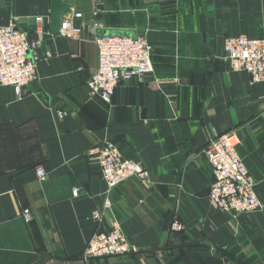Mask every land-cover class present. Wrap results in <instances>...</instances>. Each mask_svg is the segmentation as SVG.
Wrapping results in <instances>:
<instances>
[{
    "label": "crops",
    "instance_id": "1",
    "mask_svg": "<svg viewBox=\"0 0 264 264\" xmlns=\"http://www.w3.org/2000/svg\"><path fill=\"white\" fill-rule=\"evenodd\" d=\"M63 1V18L83 14L79 37L51 30L52 0H0V25L16 21L36 51L53 53L21 98L0 84V264H264V210L220 211L204 152L212 137L234 133L264 199V82L233 71L224 51L229 35L264 36V0H105L96 16L94 0ZM105 32L145 34L155 64L120 83L111 103L89 85ZM107 140L153 182L132 177L106 193L89 150ZM114 221L137 250L84 261L90 239Z\"/></svg>",
    "mask_w": 264,
    "mask_h": 264
},
{
    "label": "built area",
    "instance_id": "2",
    "mask_svg": "<svg viewBox=\"0 0 264 264\" xmlns=\"http://www.w3.org/2000/svg\"><path fill=\"white\" fill-rule=\"evenodd\" d=\"M104 1L94 0L95 16L100 12V5ZM82 17L81 12H75L63 18L60 36L79 37L85 25L83 22L77 24L75 20ZM46 18L39 17L38 20L44 23ZM46 30L43 27L42 31ZM95 42L99 51V65L91 75L89 85L105 102L111 103L120 83L133 77L143 80L147 74L155 72L153 48L145 34L100 33L95 37ZM39 43L31 41L28 33L16 21L0 25V84L11 87L18 98L24 95L25 89L37 77L41 61L53 56L51 51L44 54L36 51ZM224 51L233 71L249 73L252 82H264V36L229 35L225 38ZM66 115L67 111L58 112L59 118ZM239 144L240 141L234 133L226 132L212 137L206 145L205 156L212 166L214 176L209 198L220 211L226 213L264 210V199L258 194L257 180L250 172ZM89 154L98 158L106 193L132 177L144 183L153 182L148 169L140 161L125 157L112 140L90 149ZM37 174L45 179L46 168L39 166ZM74 193L77 194L78 189H74ZM110 207L111 202L107 200L105 208ZM21 214L27 222L34 218L30 208H25ZM92 217L102 221L103 212L96 210ZM172 227L181 230L183 225L177 221ZM136 250L121 223L114 221L109 229L99 230L93 235L82 253V259L92 261L126 256Z\"/></svg>",
    "mask_w": 264,
    "mask_h": 264
},
{
    "label": "water",
    "instance_id": "3",
    "mask_svg": "<svg viewBox=\"0 0 264 264\" xmlns=\"http://www.w3.org/2000/svg\"><path fill=\"white\" fill-rule=\"evenodd\" d=\"M71 10V5L64 2L63 0H52L51 10H50V25L51 30L56 33H60L63 16ZM25 21V20H23ZM32 23L31 29L35 30L37 19H30ZM105 34H108L105 32Z\"/></svg>",
    "mask_w": 264,
    "mask_h": 264
}]
</instances>
